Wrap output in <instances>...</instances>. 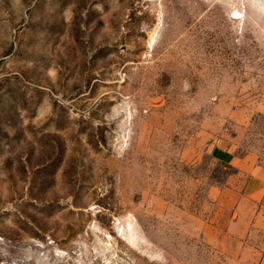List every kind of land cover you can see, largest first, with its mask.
<instances>
[{
    "label": "rangeland",
    "instance_id": "1",
    "mask_svg": "<svg viewBox=\"0 0 264 264\" xmlns=\"http://www.w3.org/2000/svg\"><path fill=\"white\" fill-rule=\"evenodd\" d=\"M0 264H264V0H0Z\"/></svg>",
    "mask_w": 264,
    "mask_h": 264
}]
</instances>
